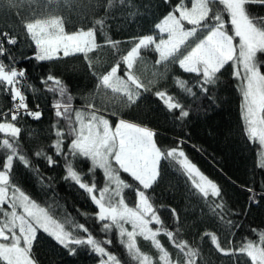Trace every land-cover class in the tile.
I'll return each instance as SVG.
<instances>
[{"label": "snow or ice", "instance_id": "1", "mask_svg": "<svg viewBox=\"0 0 264 264\" xmlns=\"http://www.w3.org/2000/svg\"><path fill=\"white\" fill-rule=\"evenodd\" d=\"M25 2L32 0H0L8 9ZM163 2L168 10L149 34L125 41L108 37L107 15L93 21L91 26L73 31L66 30V20L60 15L43 18L33 15L21 24L33 46L31 57L13 54L20 43L14 28L0 31V95L8 96L11 103L7 110L0 109V264H41L34 252L41 234L69 255L87 250L97 257V264H198L201 250L193 246L194 241L182 238L176 209L167 208L172 222L166 224L160 214L164 206L155 204L154 188L163 179L164 163L199 194L221 229L231 231L241 227L231 219L236 213L225 200L222 185L201 171L184 151L186 140L177 139L175 146L162 148L155 129L124 119L122 114L137 105L145 93H150L175 123L182 124L190 117L193 104L204 99L216 103L213 89L222 83L224 73L231 68L232 77L239 81L246 138L258 140L264 146V59L261 58L264 57V13L254 11L264 9V0ZM115 4L134 7L132 0H106L105 12ZM98 31L104 37L103 42L97 41ZM122 43L131 47L122 50ZM104 46L113 49L119 59L98 73L89 54ZM121 51L125 54L119 55ZM142 52L157 54L155 70L147 81L134 71L138 61L143 60ZM77 54L83 55L97 81V94L102 96L100 104L93 102L96 99L93 94L85 98L82 107H74L75 97L69 87L49 72L40 78V84L53 97L50 107L56 120L51 128L55 138L49 145L26 148L22 132L30 134L31 130L22 127L23 119L30 117L38 121L43 110L38 103L29 106L26 91L35 96L40 90L27 82V70L17 65L23 60L54 61ZM173 67L192 78L170 77ZM109 117L116 118L114 126ZM61 120L64 127L60 126ZM259 156L264 157V151ZM41 159L49 168L59 166V160L63 159L62 179L82 190L97 208L94 214L77 209L83 223L67 213L62 219L56 218L55 208L42 206L23 189L15 172L17 164L30 172L43 188L53 189L55 177L45 176L33 163ZM83 164L88 165L86 170ZM257 166L264 169V162ZM98 170L102 172V182L97 179ZM122 174H127L130 180ZM255 183L253 177L252 184ZM259 185V191L253 186L244 188L249 193V206L264 199V178ZM252 231L257 239L245 237L238 247L231 241L225 242L227 247L222 246L217 231L205 229L196 235L201 241L207 239L218 254L231 258L232 264H241L240 257L246 258L245 264H264V229ZM161 236L168 241L167 246ZM140 240L149 242L158 255L153 257L143 251ZM169 248L175 250L174 258Z\"/></svg>", "mask_w": 264, "mask_h": 264}, {"label": "trees", "instance_id": "2", "mask_svg": "<svg viewBox=\"0 0 264 264\" xmlns=\"http://www.w3.org/2000/svg\"><path fill=\"white\" fill-rule=\"evenodd\" d=\"M132 4L134 5L132 8L115 4L108 12H105L106 0H91V4L88 0H68L67 3L65 0H53L52 3H49V0H32L31 3L25 2L12 9L0 4V31H7L9 27L14 28L19 33L20 43L13 49V54L18 57H31L33 46L25 37L21 24L32 19L33 15L35 18H43L50 14L60 15L65 18L66 30L69 31L91 26L93 21L107 15L109 19L105 31L108 37L112 40L125 41L131 37L149 34L150 29L168 10L163 0H132ZM254 11L264 13V9H254ZM131 12L138 14L129 15ZM225 19H228L227 15ZM68 21L70 23H67ZM96 38L98 42L104 40L99 31ZM130 47L129 44L120 45L122 50ZM123 54L125 52L121 51L119 55ZM142 56L143 60L138 61L134 71L147 81L152 78V72L155 70L154 61L157 59V54L142 52ZM89 58L95 65V71L100 73L119 59V56L114 54L113 49L104 46L90 53ZM261 58L264 59V57ZM17 66L27 70V82L40 90L35 96L30 91H26L29 106L34 107L35 103H38L43 110V115L38 121L30 117L23 119L22 127L31 130L30 134L28 131L22 132V142L26 148L49 145L55 138L51 128L56 120L50 107L53 97L51 93L44 91L40 84V78L45 77L49 72L62 79L69 87L71 94L75 97L74 107H82L85 98L93 94L96 95L93 102L97 105L101 102L102 96L97 94L96 89L97 81L91 75L82 54L54 61L23 60ZM231 72L232 69L229 68L222 77V83L213 89L216 103L211 104L204 99L201 103L193 104L190 117L182 124L175 123L172 115L166 113L150 93H145L137 105L125 110L122 114L124 119L155 129L159 133L156 140L162 148L175 146L177 139L186 140L183 149L189 158L201 171L222 185L224 198L236 213L231 219L241 225L238 229L231 231L221 229L209 214L208 207L205 206L199 194L192 189L184 177L166 163L163 164V179L154 188L155 204L164 206L160 212L162 219L166 224H170L171 213L167 211V208H175L180 216L182 238L194 241L193 246L200 248L201 257L198 258V264H232V259L218 254L209 241L207 239L201 241L197 233H203L205 229L217 231L222 246L227 247L225 242L231 241L233 246L238 247L245 237L251 240L257 239L253 229H264V199L258 204L249 206V193L244 190L249 186L255 187L257 191L260 189L259 181L264 178V169L258 168L257 165L264 162V158L259 156L262 146L259 145L258 140L250 141L246 138L241 117L242 97L238 87L239 81L232 77ZM169 75L170 77L183 75L185 79L192 78L190 74H182L178 67H173ZM171 84L172 80L169 78L168 85L171 86ZM173 92H176V89H173ZM9 107H11L9 97L0 95V109L7 110ZM109 118L112 119L114 126L116 118ZM60 126L64 127L63 120L60 121ZM45 150L48 151L47 148ZM33 163L40 167L45 176L55 177L53 189L43 188L22 165H16V175L20 178L23 189L33 199L42 206L51 205L55 208L56 218L62 219L67 213L77 217L83 223L84 220L77 215V209L89 214L97 211L82 190L62 179L65 175L63 159L59 160V166L53 168L47 167L42 159L34 160ZM77 165L81 166V162L77 161ZM82 166L85 170L88 167L87 164ZM96 175L102 182V172L98 170ZM122 177L130 180L127 174H122ZM253 177L256 180L254 185ZM193 224L194 227H184ZM93 226H95L94 223ZM160 239L167 246L166 238L161 236ZM40 241V244L34 248V252L41 264H97V257L89 254L87 250L78 251L73 256L56 246L46 235L41 234ZM140 245L143 251L153 257L158 255L149 242L140 240ZM114 250L119 251V249ZM168 250L173 253L174 258L175 250L171 248ZM245 259L240 257L241 264H245Z\"/></svg>", "mask_w": 264, "mask_h": 264}, {"label": "rangeland", "instance_id": "3", "mask_svg": "<svg viewBox=\"0 0 264 264\" xmlns=\"http://www.w3.org/2000/svg\"><path fill=\"white\" fill-rule=\"evenodd\" d=\"M262 151H264V146H262ZM262 151H261V152H262ZM263 158H264V157H263ZM5 207H7V206H5Z\"/></svg>", "mask_w": 264, "mask_h": 264}]
</instances>
